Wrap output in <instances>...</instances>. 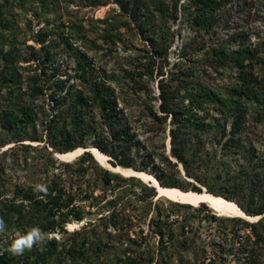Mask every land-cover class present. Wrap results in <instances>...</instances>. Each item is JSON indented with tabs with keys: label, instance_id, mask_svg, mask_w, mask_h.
<instances>
[{
	"label": "rangeland",
	"instance_id": "rangeland-1",
	"mask_svg": "<svg viewBox=\"0 0 264 264\" xmlns=\"http://www.w3.org/2000/svg\"><path fill=\"white\" fill-rule=\"evenodd\" d=\"M121 4L129 7L127 13ZM141 20L147 22L144 33L136 27ZM62 38L67 42L63 48L57 45ZM161 44L160 67L156 48ZM48 53L50 60H45ZM178 68L183 72L178 98L187 114L211 120L220 114L214 109L219 103L226 114L243 111L247 121L241 144L264 153V120L259 119L264 117V0H0V216L9 233L39 225L49 242L23 256L8 253L12 264H247L236 235L253 239L255 229L219 219L238 216L156 196L155 187L139 177L117 182L106 171L127 176L101 164L91 151L96 148L110 163V155L98 146L106 148L102 122L114 106L140 119L130 142L136 159L144 115L159 104V85ZM69 82L101 90L96 100L88 97L95 123L65 140L55 95ZM4 112L14 117L15 131L2 128ZM156 141L168 150L167 129ZM71 144L76 147L55 149ZM78 147L82 151L70 161L83 152L89 155L77 164L82 182L73 185L74 196L64 208L36 209L15 193L32 169L40 172L31 186L50 184L62 163L70 162L53 153ZM214 147L210 140L205 144L211 155ZM226 159L236 168L245 162L241 153ZM45 163L48 176L41 172ZM138 170L157 179L148 168ZM182 172L166 180L186 189L157 181L192 191L196 184L207 192ZM218 196L249 216L264 215L245 211L254 208L248 198L238 203ZM77 210L81 219L75 218ZM125 217L132 222L124 224ZM8 238L0 234V244L5 246ZM257 263L264 264V249Z\"/></svg>",
	"mask_w": 264,
	"mask_h": 264
},
{
	"label": "trees",
	"instance_id": "trees-1",
	"mask_svg": "<svg viewBox=\"0 0 264 264\" xmlns=\"http://www.w3.org/2000/svg\"><path fill=\"white\" fill-rule=\"evenodd\" d=\"M128 9L129 7L122 5L124 12L127 13ZM146 24L147 22L144 20L137 22L136 27L140 33L145 32ZM46 40L47 38L43 39V41ZM66 44V40L62 38V41L58 42L57 45L63 48ZM164 48L162 44L156 48L160 59V67L163 64ZM50 57L48 53L45 60H50ZM180 69L178 68V70L172 72L171 77L165 84L162 82L159 85V104L156 107H150L148 116L144 115L146 118L141 125L144 127L145 134L138 144L136 159L130 142L137 136V122L140 119H133L128 114L118 112L114 109V106H109L112 110L108 114L109 116L106 115V120L102 122L106 126V136H104L106 138V148L100 145L98 146L99 149L110 155L109 161L113 166L121 165L136 170H146L148 168L154 171L160 184L186 189L187 187L166 180V178L174 174H180L183 171V174L193 177L206 187L207 192L216 196L223 195L234 198L238 203H241L242 198L254 201V208L252 210L245 209V211L252 214H263L264 153L257 155V150L253 144H241L242 132L247 121L244 112L240 111L237 114H231V116L224 112L225 110L222 107L225 106L224 103H219L214 109L220 114L211 120L207 119L205 114L201 116L187 114L180 107L182 100L180 101L178 98L182 82L180 78L183 75ZM77 86V83L69 82L67 89L60 90L55 95V103L65 122L63 126L65 140L73 135L87 132L90 125L95 123L93 114L89 112L88 97L90 95L94 98L97 97L98 91L101 89L98 87L77 88ZM207 95L212 96L211 92ZM214 103H218L217 100ZM94 106L97 107L98 105L95 104ZM115 115L118 117L115 118ZM259 119L264 120V117ZM228 120L230 128L226 132V121L228 122ZM1 126L4 129L16 130V121L11 113L4 112L1 115ZM166 129L169 139L168 150L165 149L164 142L160 144L156 141L159 134L165 132ZM209 140L215 145L213 155L205 148V144ZM0 143H3V140H0ZM74 147H76V144L55 149L67 150ZM237 153H241L242 158L245 160L238 168L226 159V157L232 159ZM85 154L89 155L87 152H83L78 161L62 163V167L54 173V179L50 184H47L49 192L46 199H40V194L32 192L33 186H31V183L37 180L35 175L40 172L37 169H32L27 181L24 182L25 184L18 185L15 193L20 195L22 200H28L30 205L36 209L53 211L64 208L74 196L73 185L75 183L80 185L82 182L83 170L77 164L79 161L84 160ZM51 159L54 160L53 157ZM46 164L44 169H41V172H45V174L48 172ZM106 173L117 182L135 179L134 176L123 177L107 171ZM46 175L48 176V174ZM191 188L202 192L196 184H192ZM200 205L207 206L204 203ZM75 213L77 214L76 219L82 218L80 210ZM212 217L216 218L214 215ZM263 218L264 215L256 221H248L241 217L219 218L221 221L233 222V226H250L255 229L253 239L247 236L243 240L242 236L236 235V241L239 243L237 250L242 256L244 255V262L247 264H254L257 256L264 249ZM123 222L124 224L131 223L132 218L125 217ZM113 223L116 225L117 222ZM139 238L142 241V238ZM48 246L49 242H46L44 247ZM2 247L4 246L0 244V248ZM50 249L51 247L48 250ZM10 260L7 252L0 254V264H12Z\"/></svg>",
	"mask_w": 264,
	"mask_h": 264
},
{
	"label": "bare ground",
	"instance_id": "bare-ground-1",
	"mask_svg": "<svg viewBox=\"0 0 264 264\" xmlns=\"http://www.w3.org/2000/svg\"><path fill=\"white\" fill-rule=\"evenodd\" d=\"M82 151V148H77L71 151L57 153L56 155L61 160L70 161L76 155ZM91 151L95 158L104 166L109 167L114 172L117 171L122 175L127 176L128 174H133L144 181L150 182L152 186L157 189V196H165L176 202L186 203L193 206H198L201 203L206 204L210 209L220 215L225 216H241L248 219H253L254 217L245 214L242 209L233 201L227 200L222 196H216L208 192H196L192 190H182L176 187H165L158 184V181L152 175L144 171H133L129 167L123 166H113L107 162L106 156L94 147H91Z\"/></svg>",
	"mask_w": 264,
	"mask_h": 264
},
{
	"label": "clouds",
	"instance_id": "clouds-1",
	"mask_svg": "<svg viewBox=\"0 0 264 264\" xmlns=\"http://www.w3.org/2000/svg\"><path fill=\"white\" fill-rule=\"evenodd\" d=\"M33 191L40 194V199H46L49 188L45 183H37L33 185ZM0 234H6L10 237L5 240V246L0 248V254L7 252L13 256H23L26 250H31L35 246H43L47 241V235L39 225L18 230L14 234L9 233L3 216H0Z\"/></svg>",
	"mask_w": 264,
	"mask_h": 264
},
{
	"label": "water",
	"instance_id": "water-1",
	"mask_svg": "<svg viewBox=\"0 0 264 264\" xmlns=\"http://www.w3.org/2000/svg\"><path fill=\"white\" fill-rule=\"evenodd\" d=\"M88 149H85V151H87ZM84 151V150H83ZM53 155L55 156V157H57V155H56V152L55 153H53ZM112 165V164H111ZM131 170H133V171H139V170H136V169H134V168H131ZM115 172H117V171H115ZM117 173H119V172H117ZM127 176H134V177H137V176H135V175H133V174H128ZM156 179V178H155ZM157 180V179H156ZM158 184H159V182H158ZM155 190H156V192H157V189L155 188ZM158 194V193H157ZM262 215H258V216H255L253 219H248V218H244V217H241V216H238V217H241V218H244V219H246V220H248V221H256V220H258L260 217H261Z\"/></svg>",
	"mask_w": 264,
	"mask_h": 264
}]
</instances>
